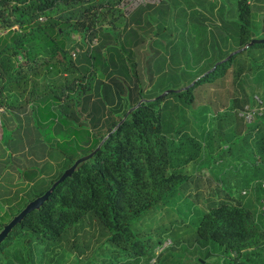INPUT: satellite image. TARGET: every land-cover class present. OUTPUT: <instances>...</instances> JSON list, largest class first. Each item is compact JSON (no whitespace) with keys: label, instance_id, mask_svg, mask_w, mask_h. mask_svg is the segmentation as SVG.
<instances>
[{"label":"trees","instance_id":"trees-1","mask_svg":"<svg viewBox=\"0 0 264 264\" xmlns=\"http://www.w3.org/2000/svg\"><path fill=\"white\" fill-rule=\"evenodd\" d=\"M156 1L0 0V93L12 85L19 87L21 96L31 81L29 94L34 104L30 118L34 130L42 127L38 134L46 145L40 160L51 159L54 164L46 163L50 175L40 174L43 165L23 168L14 184L7 188L0 184V233L50 190L0 239V264H57V256L66 257L64 252L76 248L81 238L92 247L112 245L114 259L108 264H135L141 259L148 264L158 257H153L146 237L141 238L133 226L142 217L154 219L180 198L183 178L171 170L193 161L207 136L205 131L199 139H191L180 129L173 130L176 104L167 99L181 97L183 104H191L192 90L223 81L232 70L233 58L252 39L240 25L242 38L235 47L242 50L215 63L211 72L191 79L186 90L157 99L164 87L167 59L154 51L143 60L147 68L153 62V69L141 74V51L150 28L145 21L147 12L137 15L147 3ZM246 2L236 1L239 19L250 15ZM125 16L130 17L128 23ZM261 46L264 43L251 47ZM35 80L45 82L39 93L33 89ZM251 95L247 96L249 105L253 104ZM261 114L262 118L247 126L254 149L246 159L248 165L242 163L254 179L258 201H264ZM100 142L88 159L68 173ZM247 179L242 182L244 187L251 182ZM197 215L191 237L192 247L201 255L197 264L211 255L225 264H264V229L248 207L221 201ZM60 247L67 250L60 252ZM39 254L47 259L41 261ZM156 264H161L160 258Z\"/></svg>","mask_w":264,"mask_h":264},{"label":"rangeland","instance_id":"rangeland-1","mask_svg":"<svg viewBox=\"0 0 264 264\" xmlns=\"http://www.w3.org/2000/svg\"><path fill=\"white\" fill-rule=\"evenodd\" d=\"M236 1L215 0L222 9V17L212 16L206 6L204 8L206 14L198 7H193L194 4L200 6L198 0L191 3L186 1V8L178 9L180 14L176 22V9L172 8L170 0H157L152 5L147 3L142 10L139 7L140 12L138 14L136 12L138 16H142L143 12L151 14L149 17L145 15L150 33L145 37L141 51L142 59L139 64L141 74L146 69H153V62L147 68L143 60L152 56L154 51L163 54L167 59L164 69L166 74L162 80L164 87L160 94L186 88L191 79L202 76L203 72L210 70L215 63L237 52L238 48L235 46L242 38L240 25L246 28L247 37H256L252 40H264V0H247L250 2L252 13L241 19L239 11L236 10ZM151 8L155 10L151 12ZM133 12L134 10L132 15ZM129 20L130 17L125 16V23ZM102 27L108 29L106 24ZM108 31L110 32L109 29ZM71 40L78 41L79 37L71 36ZM153 40L159 45L152 43ZM231 66L232 70L228 69L229 74L223 81L216 82L214 87L200 85L194 88L191 92L193 96L191 104H183L181 97L166 98L169 104H176V111L172 113L174 122L171 121L173 130L180 129L185 137L191 139H199L200 134L205 131L207 136L201 140L203 145L193 161L171 170L179 173L180 179L183 178L184 183L179 189L180 198L173 201L172 205L154 219L142 217L133 226V230L139 232L141 238L146 237L149 251H152L153 257L158 255L161 264H197L196 259L201 255L192 247L191 237L200 216L197 215L196 219L194 215L208 210L221 201L248 207L254 213L255 222L264 229V201L255 199L254 179L251 180L250 171L242 167V163L248 165L246 159L251 157L254 149L252 134L246 135L247 126L256 118H262L261 113H264V77L260 76L264 74V46L248 47L242 53H238L233 58ZM238 70L240 73L235 76ZM255 75L260 77L254 79ZM44 84L42 80H35L33 85L35 93H39ZM30 88L31 81L26 84L21 96L19 87L12 85L6 86L0 93V108L5 111L0 112V149L4 152L6 148L11 150L9 148L11 146L14 153V159L9 155L5 160L0 159L2 187H9L13 180L18 181L22 176L18 174L22 173L20 167L14 164L22 151L30 158L24 160V169L39 168L43 165L40 174L47 176L50 175V171L46 168V163L54 166L51 159L40 160L41 148L46 145L40 142L41 137L38 134L42 127L34 130L30 118L31 107L34 104V98L29 94ZM248 95H251L252 105L247 103ZM20 104L23 106H19ZM244 107L249 109L259 107L261 110L257 109L254 119L250 123H245L238 115L239 110ZM180 108L183 110L182 114L178 113ZM32 130L37 132L36 137ZM22 134L26 141H23ZM11 137L14 138V142H11ZM19 138L24 143L19 144ZM184 147L186 151L189 150V145ZM5 167L9 169L8 174L4 173ZM171 171L168 170L167 174ZM248 177L251 182L244 187L242 182L248 180ZM75 245L76 248L72 247L64 252L66 257L57 256V264H108L114 259L113 246L108 243L92 247L86 239L81 238L76 240ZM64 249L65 247L62 249L60 247V252ZM38 257L41 261L47 259V255L43 257V254H39ZM157 258L155 262L151 259L148 264H156ZM218 258L211 255L202 258L204 261H199L200 264H225ZM135 264H142V259Z\"/></svg>","mask_w":264,"mask_h":264},{"label":"crops","instance_id":"crops-1","mask_svg":"<svg viewBox=\"0 0 264 264\" xmlns=\"http://www.w3.org/2000/svg\"><path fill=\"white\" fill-rule=\"evenodd\" d=\"M170 1H171L172 8L174 7L176 9V12H175V15H176L175 22H176V18L178 16V14H180L178 9H180V8H186V1H188V2L191 3L193 0H170ZM198 2H200V6L194 4L193 7H198L204 14H206V12L204 11V8L206 6L209 9L208 10V13H210L212 16H214V17H218V16H221L222 17L223 16L222 9H221V7L218 6V4L215 2V0H198ZM246 3H247V6H248V9H249V13L251 14L252 12H251V9H250V2L247 1ZM181 4H183V5L181 6ZM212 12L214 14H212ZM215 13H216V15H215ZM175 26H174V28H175ZM250 38L251 39H255L256 37H250ZM0 112L4 113L5 111H4V109H1L0 108ZM23 136H24V134H22L23 141H26L25 137H23ZM18 141H19V144H20V142L21 143H24L20 138L18 139ZM11 142H14V138L11 139ZM9 148L12 150L11 146ZM11 150H9V149L6 148L5 151L3 152L2 149H0V159L1 160L7 159V155H9L10 158L14 159L13 158L14 157V153H13V150L12 151ZM28 159H30L29 156H26L25 153H23V151H22L21 152V155L17 159L18 161L16 160V163H14V164H16L18 167H20V171H23L24 160L26 161ZM12 163H13V161H12ZM8 170L9 169L7 167H5V172L4 173H7L8 174L9 173ZM12 176L15 177V174H13ZM15 181L16 180H13V182H11V183L14 184ZM0 184H1V182H0Z\"/></svg>","mask_w":264,"mask_h":264},{"label":"water","instance_id":"water-1","mask_svg":"<svg viewBox=\"0 0 264 264\" xmlns=\"http://www.w3.org/2000/svg\"><path fill=\"white\" fill-rule=\"evenodd\" d=\"M262 43H264V40H250L242 49H245V48H247V47H251L252 45H258V44H262ZM242 49H240V50H242ZM240 50H238V51H240ZM237 51V52H238ZM231 56V54L228 56V57H230ZM227 57V58H228ZM226 58V59H227ZM214 69V67L213 68H211L210 70H209V72H211L212 70ZM191 85H192V83L191 84H189L186 88H184L183 90H186L187 88H189V87H191ZM170 92H175V91H166V92H164V93H162V94H160L158 97H157V99H159V98H161L163 95H165V94H168V93H170ZM117 127V126H116ZM115 127V128H116ZM114 128V129H115ZM113 129V130H114ZM112 130V131H113ZM107 137V135L103 138V140L105 139ZM102 140V141H103ZM101 141V142H102ZM101 142L96 146V148H95V150L92 152V153H90L88 156H86V157H84V158H82V159H80V160H77L72 166H71V168L68 170V173H70L73 169H74V167L76 166V164L77 163H79V162H81V161H84V160H86V159H88L98 148H99V146L101 145ZM64 176V175H63ZM62 176V177H63ZM61 177V178H62ZM60 178V179H61ZM50 192V190L48 191V192H46L39 200H38V202L34 205V206H30V207H26L17 217H15L2 231H1V233H0V239L6 234V232L26 213V212H28V211H30L31 209H33V207H37L45 198H46V196L48 195V193Z\"/></svg>","mask_w":264,"mask_h":264},{"label":"built area","instance_id":"built-area-1","mask_svg":"<svg viewBox=\"0 0 264 264\" xmlns=\"http://www.w3.org/2000/svg\"><path fill=\"white\" fill-rule=\"evenodd\" d=\"M258 104L260 105V102H258ZM259 107H257V109L261 110V108H259ZM257 109H249L248 107L247 108L244 107L241 110H239V112H238L239 118H241L242 121L245 123H250L251 120L254 118V115H256Z\"/></svg>","mask_w":264,"mask_h":264}]
</instances>
